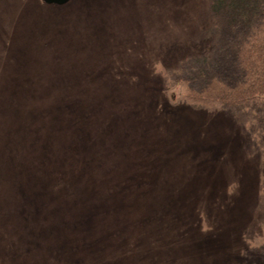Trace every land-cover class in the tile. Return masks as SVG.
<instances>
[{
	"label": "rangeland",
	"instance_id": "374dc122",
	"mask_svg": "<svg viewBox=\"0 0 264 264\" xmlns=\"http://www.w3.org/2000/svg\"><path fill=\"white\" fill-rule=\"evenodd\" d=\"M206 0H0V264H264V109L165 76Z\"/></svg>",
	"mask_w": 264,
	"mask_h": 264
},
{
	"label": "trees",
	"instance_id": "16d2710c",
	"mask_svg": "<svg viewBox=\"0 0 264 264\" xmlns=\"http://www.w3.org/2000/svg\"><path fill=\"white\" fill-rule=\"evenodd\" d=\"M209 46L165 71L195 110L264 109V0H206Z\"/></svg>",
	"mask_w": 264,
	"mask_h": 264
},
{
	"label": "water",
	"instance_id": "95a60500",
	"mask_svg": "<svg viewBox=\"0 0 264 264\" xmlns=\"http://www.w3.org/2000/svg\"><path fill=\"white\" fill-rule=\"evenodd\" d=\"M47 5H57V6H61V5H65L67 4L70 0H39Z\"/></svg>",
	"mask_w": 264,
	"mask_h": 264
}]
</instances>
